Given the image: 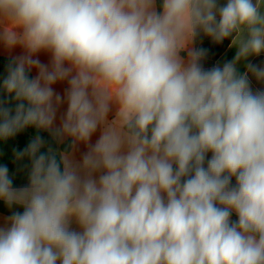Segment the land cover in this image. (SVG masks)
<instances>
[{
    "label": "clouds",
    "instance_id": "clouds-1",
    "mask_svg": "<svg viewBox=\"0 0 264 264\" xmlns=\"http://www.w3.org/2000/svg\"><path fill=\"white\" fill-rule=\"evenodd\" d=\"M156 5L0 0V44L24 49L2 81L16 104L0 100V140L34 126L87 146L58 160L36 135L14 150L31 164L19 189L0 165V199L23 208L0 227V264H264V90L251 84L264 66L238 71L264 53V0ZM201 35L229 39L233 59L205 69Z\"/></svg>",
    "mask_w": 264,
    "mask_h": 264
},
{
    "label": "crops",
    "instance_id": "crops-1",
    "mask_svg": "<svg viewBox=\"0 0 264 264\" xmlns=\"http://www.w3.org/2000/svg\"><path fill=\"white\" fill-rule=\"evenodd\" d=\"M220 2L224 3L225 0H220ZM156 6H157L158 11L161 10L159 0H157ZM229 44H230L229 39H226L225 41H223V43L216 44V43H213L210 38L205 37L203 35L198 37L195 46L196 47H202V48L207 50L206 58L202 61L203 67L205 69H209V68L213 67L214 65H216L218 62L222 65L224 62L232 60L233 57L235 56L236 48L235 47L230 48ZM22 54H24V49L20 46H17L11 50H8L3 46V44H0V57H6L9 59H12L13 57H16V56H19ZM181 55L186 56V53H181ZM37 58L44 64H50L51 54L48 52L42 51V52L37 54ZM249 62H251L257 66H264V53H261L259 56L249 57L247 61H241L238 64V71L240 73H243L246 70V68H245L246 64ZM31 73H32V77H35L37 75L36 69H33ZM251 84H252V88L254 91L264 90V85L256 82L254 79L251 81ZM67 86L68 85H67L66 81L63 83L58 82V83L53 85V88L55 89L56 92L63 95L64 90L67 88ZM66 110H67V104L64 103L58 109L57 119L55 121L54 126H59L60 117L66 112ZM114 112H115V108L113 107V110H112V112H110L109 117H108L109 120L113 119ZM47 132L50 133V131H47ZM99 135H100V130L98 129L97 132L94 133L93 136L91 137L90 143L94 144L95 141L99 138ZM55 140L58 144H63V143H66L67 141H71V138L65 137L59 141L57 139H55ZM86 151H87V146L83 143H79L75 146V150H73V147H72V149L69 152H59V154L60 153H73L74 158L77 161H79L82 159V155ZM210 157H211V153L208 154V158H210ZM235 183H236L235 178H233L232 179V185H235ZM15 189H19V188H15ZM0 200H2V199H0ZM233 213H232L231 219L237 220L238 219L237 215L235 214V212H233ZM7 216L8 215L0 213V227H3L5 225V219L4 218ZM72 228L74 230H79V228L75 224L72 225Z\"/></svg>",
    "mask_w": 264,
    "mask_h": 264
},
{
    "label": "trees",
    "instance_id": "trees-1",
    "mask_svg": "<svg viewBox=\"0 0 264 264\" xmlns=\"http://www.w3.org/2000/svg\"><path fill=\"white\" fill-rule=\"evenodd\" d=\"M162 0H159L161 6ZM11 59L6 57H0V100L7 99L9 101L8 106L15 108L16 101L8 97L7 93L2 88L3 78L6 76V68ZM30 78L32 73L29 74ZM36 135H40L46 141L45 146L41 149L42 152H46L48 147H51L57 154L59 160V152H69L72 149V142L67 141L63 144H58L53 136L45 130H37L34 126H30L18 133L15 137L8 140H0V165H7L9 168V175L13 181V188L26 187L29 183V171L30 160L25 157L21 160H17L14 155V150H23L29 141ZM22 212L23 208L19 205H13L9 208L3 200H0V213L5 215H11L13 212Z\"/></svg>",
    "mask_w": 264,
    "mask_h": 264
},
{
    "label": "rangeland",
    "instance_id": "rangeland-1",
    "mask_svg": "<svg viewBox=\"0 0 264 264\" xmlns=\"http://www.w3.org/2000/svg\"><path fill=\"white\" fill-rule=\"evenodd\" d=\"M234 214V213H233Z\"/></svg>",
    "mask_w": 264,
    "mask_h": 264
}]
</instances>
